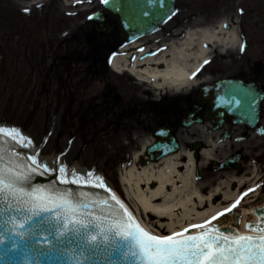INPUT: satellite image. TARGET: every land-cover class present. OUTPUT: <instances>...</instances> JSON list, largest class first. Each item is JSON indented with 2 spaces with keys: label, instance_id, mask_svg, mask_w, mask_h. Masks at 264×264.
Masks as SVG:
<instances>
[{
  "label": "flooded vegetation",
  "instance_id": "1",
  "mask_svg": "<svg viewBox=\"0 0 264 264\" xmlns=\"http://www.w3.org/2000/svg\"><path fill=\"white\" fill-rule=\"evenodd\" d=\"M89 5L92 12L103 9L102 3L99 8L94 1ZM221 21L225 32H235L237 42L205 43L202 54L198 42H179L190 27L219 29ZM109 23L113 29L102 34L104 42L89 40L81 44L87 72V76L81 77L85 87H77L76 92L74 88L62 92L58 89L54 95L56 105L64 93L72 101L61 105L70 106V116L76 120L74 131L80 139V146L66 159L68 164L79 156L84 164L98 171L87 172L88 176L118 187V171L131 164L135 155L138 165L146 164L150 159L146 148L160 140L157 133L163 131L168 137L181 138L184 154L194 157L199 181L214 186L242 180L240 192L246 186L250 188L239 207L261 205L264 0H178L175 16L142 39V44L133 46L144 50L142 56L148 57L152 51H147L146 46L152 42H158L160 50L170 44L182 47L190 61H199L194 79L180 86H141L130 76L115 73L110 68L111 57L126 41L119 34L117 22L109 19ZM96 26L93 23L79 37L86 40ZM207 86L213 88V101L203 92ZM84 144L88 146V157L85 148L81 150ZM209 149L211 153L207 155L205 150ZM62 155L65 159V153ZM239 189L236 183L227 188L232 192ZM221 199L218 195L217 200ZM235 216L229 214L228 218L242 220L240 215Z\"/></svg>",
  "mask_w": 264,
  "mask_h": 264
},
{
  "label": "water",
  "instance_id": "2",
  "mask_svg": "<svg viewBox=\"0 0 264 264\" xmlns=\"http://www.w3.org/2000/svg\"><path fill=\"white\" fill-rule=\"evenodd\" d=\"M105 7L133 40L164 22L175 0H108ZM93 18L104 23L101 14ZM0 132L28 140L13 127ZM177 146L170 140L150 150L167 155ZM0 264H264V237L153 239L112 196L53 184L0 139Z\"/></svg>",
  "mask_w": 264,
  "mask_h": 264
},
{
  "label": "rangeland",
  "instance_id": "3",
  "mask_svg": "<svg viewBox=\"0 0 264 264\" xmlns=\"http://www.w3.org/2000/svg\"><path fill=\"white\" fill-rule=\"evenodd\" d=\"M94 2L99 8V1ZM33 3L34 0H0V50L4 55L0 61V125L20 129L29 136L33 149L39 147L40 158H55L57 149L67 152L66 157L70 158L80 146V139L61 117L64 106H55L51 99L53 97L54 101L59 87L82 86L75 82L84 75V65L64 54L68 51V37L81 30L89 16L90 9L85 8L90 5L83 3L74 8L66 6L62 0H44L38 7ZM53 54H61L58 63ZM20 55L26 62L17 58ZM60 96L59 105L72 102L67 94ZM205 186L206 182L198 184L201 195H204L203 189L208 188ZM128 204L141 216L133 199H129ZM142 217L153 232L168 233L167 228L159 225L167 220L159 222L144 213Z\"/></svg>",
  "mask_w": 264,
  "mask_h": 264
},
{
  "label": "bare ground",
  "instance_id": "4",
  "mask_svg": "<svg viewBox=\"0 0 264 264\" xmlns=\"http://www.w3.org/2000/svg\"><path fill=\"white\" fill-rule=\"evenodd\" d=\"M43 1L44 0H34L32 5H38L39 2ZM227 33L229 34H227L226 39L224 37L220 38L221 42L228 41L235 36L234 32ZM215 39H217V34L213 29H201L189 31L183 42H200L201 50L204 51V42H215ZM166 55L167 54L159 59V62L164 61L165 68H146L144 71L146 74L134 70L135 68L132 70L136 72V75L145 80L151 81L152 78L156 84L159 82L177 83L188 80L191 75V69H195L198 63L194 62L193 64H189L186 61L185 50L183 48L172 54V57L169 59H166ZM151 62V60H148L146 64H151ZM113 65L120 70V66L123 65L122 57H116L113 61ZM0 127L4 126L0 125ZM17 131L19 132L18 129ZM205 152L209 155L211 150H205ZM182 155L185 154L179 152L164 158L159 163H151L143 167L132 164L123 171L121 179L125 184L126 196L128 199H133L136 202L141 216H138L134 209L132 210L130 206L127 205L121 195L115 192V196L126 204L130 212L134 214L140 226L154 237H166L167 240L169 237H179L187 232L189 228L196 227L204 220L205 216L218 208L217 206L211 207L206 214L196 210V201L202 203L201 201L206 199V197H203L197 189V182L193 176L194 160H192L189 154L187 163L182 166L180 162ZM210 158L211 156L205 157V159ZM42 160L45 165H49V167L52 168L51 164L53 161L50 159ZM136 160L137 157L135 161ZM182 168H184V171H181ZM150 184H156V186L150 187ZM226 186L227 184L225 187ZM231 194V190L226 191L224 197L228 198ZM142 213H144L147 218L148 215L157 217L159 222L160 220L166 219V223H159V225L162 228H167L170 233L162 235L153 232L152 229L146 225ZM246 215L248 214H245V216ZM242 232L247 233V230L243 229Z\"/></svg>",
  "mask_w": 264,
  "mask_h": 264
}]
</instances>
